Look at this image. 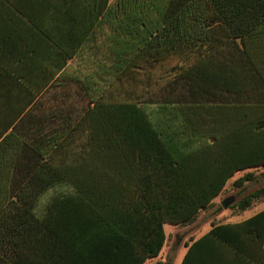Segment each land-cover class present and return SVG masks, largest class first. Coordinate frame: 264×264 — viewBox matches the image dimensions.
Listing matches in <instances>:
<instances>
[{
  "label": "trees",
  "instance_id": "1",
  "mask_svg": "<svg viewBox=\"0 0 264 264\" xmlns=\"http://www.w3.org/2000/svg\"><path fill=\"white\" fill-rule=\"evenodd\" d=\"M255 168L264 0H0V264H145ZM187 247L264 264V212Z\"/></svg>",
  "mask_w": 264,
  "mask_h": 264
},
{
  "label": "rangeland",
  "instance_id": "2",
  "mask_svg": "<svg viewBox=\"0 0 264 264\" xmlns=\"http://www.w3.org/2000/svg\"><path fill=\"white\" fill-rule=\"evenodd\" d=\"M247 174H253L254 178L246 182L243 187L237 188L235 182ZM261 188H264V168L249 169L238 173L229 181L220 197L217 198L208 209L199 213L192 223L186 226L167 225V241L160 256L148 260L145 264H178L179 254L182 253V251L181 248L178 250L177 246L178 240L183 234H191L194 238H198L207 233L211 225L234 221L235 217H222V212L225 210H233L237 213V203L243 197ZM231 197L234 198L226 207L224 203L231 199ZM261 199L263 200L264 198ZM261 199H258L259 202Z\"/></svg>",
  "mask_w": 264,
  "mask_h": 264
},
{
  "label": "crops",
  "instance_id": "3",
  "mask_svg": "<svg viewBox=\"0 0 264 264\" xmlns=\"http://www.w3.org/2000/svg\"><path fill=\"white\" fill-rule=\"evenodd\" d=\"M237 175V174H236ZM231 180V179H230ZM229 180V181H230ZM228 181V183H229ZM227 183V185H228ZM226 185V186H227ZM225 190V189H224ZM222 194V193H221ZM220 194V195H221ZM220 195L217 197L219 198ZM215 198L213 203L215 202V200L217 199ZM232 198V197H231ZM234 198V197H233ZM232 198V199H233ZM258 201V202H257ZM257 201H254L253 204L251 205V207H249L248 209H246L245 211H241L237 208V213H235L233 210H225L222 212V217H230V218H234L235 217V220L234 221H231V222H228V223H220V224H216V225H226V224H239V223H242L244 221H247L253 217H255L256 215L260 214L261 212H264V199L259 202V200ZM202 211L204 210H201L199 213H201ZM198 213V214H199ZM227 213V214H226ZM167 226V225H166ZM166 226H165V231H166ZM212 226L211 225V228L210 230L212 229ZM209 230V231H210ZM208 231V232H209ZM207 232V233H208ZM205 233V234H207ZM167 234V233H166ZM204 234V235H205ZM204 235L198 237V238H194V236L191 234H183L179 240H178V243L179 245L177 246L178 250L181 248V251L182 253L179 254V258H178V264H182V261L184 259V257L186 256L187 252H188V247L187 245H192V241H197L199 240L200 238H202Z\"/></svg>",
  "mask_w": 264,
  "mask_h": 264
},
{
  "label": "water",
  "instance_id": "4",
  "mask_svg": "<svg viewBox=\"0 0 264 264\" xmlns=\"http://www.w3.org/2000/svg\"><path fill=\"white\" fill-rule=\"evenodd\" d=\"M232 201V198L231 199H229V200H227L224 204H225V206L227 207L228 206V204L230 203Z\"/></svg>",
  "mask_w": 264,
  "mask_h": 264
}]
</instances>
